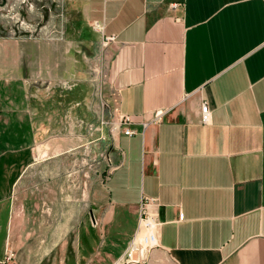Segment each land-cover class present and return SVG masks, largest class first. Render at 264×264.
<instances>
[{
    "label": "crops",
    "instance_id": "obj_1",
    "mask_svg": "<svg viewBox=\"0 0 264 264\" xmlns=\"http://www.w3.org/2000/svg\"><path fill=\"white\" fill-rule=\"evenodd\" d=\"M70 12L89 51L102 43L112 159L82 189L74 172L29 188L58 178L43 166L76 147L89 94L43 98L17 44H1L0 264H106L150 230L141 218L170 264H264V0H73ZM29 202L42 204L37 229Z\"/></svg>",
    "mask_w": 264,
    "mask_h": 264
},
{
    "label": "rangeland",
    "instance_id": "obj_2",
    "mask_svg": "<svg viewBox=\"0 0 264 264\" xmlns=\"http://www.w3.org/2000/svg\"><path fill=\"white\" fill-rule=\"evenodd\" d=\"M72 4L73 0H0V45L17 44L21 65L25 66L27 85L43 98L52 94H89L85 106L89 115L85 114L84 119L75 116L76 147L74 150H58L60 156L43 166L46 174L59 168L58 178L50 180L49 176V180L35 181L29 186L31 190L66 187V179L73 172L75 187L82 189L83 179L88 173L92 179L105 173L114 150L113 130L118 118L110 114L113 107L107 98L111 92L107 85L102 43L94 41L90 51L85 47L91 41L85 37L90 34H79L70 12ZM91 39L95 40V36L92 35ZM80 111L82 114V109L75 102L76 115ZM50 135L65 138L66 133H44L43 140ZM55 152L49 150L48 154ZM40 199L28 197L30 202ZM30 202L26 213L30 217L28 226L29 229H37L42 204L36 210ZM144 229L142 240L135 241L136 250L131 252L132 256H110L106 264H170L165 256L150 253V246L146 247L143 242L150 230ZM130 251L128 248V253Z\"/></svg>",
    "mask_w": 264,
    "mask_h": 264
},
{
    "label": "built area",
    "instance_id": "obj_3",
    "mask_svg": "<svg viewBox=\"0 0 264 264\" xmlns=\"http://www.w3.org/2000/svg\"><path fill=\"white\" fill-rule=\"evenodd\" d=\"M94 28L96 29V30H100V27L99 26H94ZM201 112H202V122L203 123H209L210 122V119H211V111H210V108H209V106L206 104V103H204L203 105H202V108H201ZM160 117V113H157L156 114V119H158ZM129 124H130V119L129 118H127V117H125V116H121V117H119V127L120 128H124V133L126 134V135H131L132 134V132H131V130H130V128H129ZM180 219H183V215L181 214L180 215ZM142 220H148V218H141L140 219V223H141V221ZM152 233V232H151ZM151 233H149L148 235H146L145 236V246L146 247H148V246H150V248L151 247H153V246H155V244H156V238H155V235L154 234H151ZM130 252H129V256H132V251L133 250H136V244L135 243H133L131 246H130ZM13 257V254H11L9 257H8V259H11Z\"/></svg>",
    "mask_w": 264,
    "mask_h": 264
},
{
    "label": "bare ground",
    "instance_id": "obj_4",
    "mask_svg": "<svg viewBox=\"0 0 264 264\" xmlns=\"http://www.w3.org/2000/svg\"><path fill=\"white\" fill-rule=\"evenodd\" d=\"M154 223V222H153ZM152 222H150V221H147L146 220V222H142V228H144V226L146 225V226H148L149 225V227H150V230L152 229L153 230V228H154V224H153ZM145 232V229L144 230H142V233H140L139 235H138V237H137V240L139 241L140 239L142 240V235L144 236V233ZM143 242H145V239L143 238Z\"/></svg>",
    "mask_w": 264,
    "mask_h": 264
}]
</instances>
